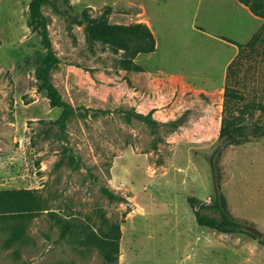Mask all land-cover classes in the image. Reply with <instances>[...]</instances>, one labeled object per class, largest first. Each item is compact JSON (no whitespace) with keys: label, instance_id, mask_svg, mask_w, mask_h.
<instances>
[{"label":"rangeland","instance_id":"1","mask_svg":"<svg viewBox=\"0 0 264 264\" xmlns=\"http://www.w3.org/2000/svg\"><path fill=\"white\" fill-rule=\"evenodd\" d=\"M29 1L0 0V190H38L48 210L10 247L13 218L0 217V264H104L80 241V227L60 240L48 212L95 232L104 219L119 223L117 264H264V236L252 232L264 233V135L224 147L219 139L226 64L233 47L249 41L231 1L167 0L152 20L156 51L134 59L139 72L124 70L123 52L89 39L69 14L83 21L84 11L96 18L108 9L110 23L130 24L141 0L45 5L60 60L51 80L76 109L64 130L55 123L62 109L50 106L35 78L45 50L29 26ZM127 10L130 18L121 16ZM242 63L243 104L257 105L244 115L264 129V52ZM151 110L157 126L130 116ZM217 186L244 231L196 223ZM103 187L123 200L110 201Z\"/></svg>","mask_w":264,"mask_h":264},{"label":"trees","instance_id":"2","mask_svg":"<svg viewBox=\"0 0 264 264\" xmlns=\"http://www.w3.org/2000/svg\"><path fill=\"white\" fill-rule=\"evenodd\" d=\"M247 6L250 11L261 18H264V0H237ZM45 5L57 10L55 0H30L29 1V26L40 36L41 45L45 50L38 67L35 71V78L38 82V89L44 91L51 107L61 108L60 117L56 120L61 130H64L66 120L72 116L76 109L64 101L59 90L51 80V71L58 65L59 58L55 53L48 32V24L42 8ZM110 10H105L99 17L92 18L87 11L82 12L83 21L77 16H70L76 22L85 23V33L89 39L109 45L114 50L123 52L121 67L124 70L139 72L142 67L134 62L139 54H149L156 49V40L149 26L143 22L130 24H112L108 21ZM238 53L226 67L223 87L222 118L219 139L221 147L227 145H241L250 142L252 138L264 135V129L255 126L247 121L246 113L251 114L256 109L255 102H247L244 93L240 91L241 72L243 70L242 59H254L264 52V22L245 44L238 45ZM248 62V61H247ZM243 104V106H240ZM258 107L264 111V101L259 102ZM153 110L147 114L132 111L130 116L157 126L158 122L153 117ZM212 166L215 162L212 159ZM102 192L110 201H122L123 198L103 187ZM193 204L198 200L189 198ZM48 210L38 190L18 189L0 190V217H11L13 221L8 225L9 237L5 242L6 247L14 243L24 242L26 223L32 220L41 212ZM52 219L60 225V240H64L75 234V228L80 227L77 235H82L80 241L97 249L104 264H117L119 257V241L121 238L120 225L117 222H108L104 219L98 232L91 230L87 225H76L66 221L55 212H48ZM196 223L200 227L209 228L220 233H239L244 231L245 224L234 219L226 209L225 198L216 187L215 195L209 203H203L195 212ZM253 232V231H252ZM264 240V238H263Z\"/></svg>","mask_w":264,"mask_h":264},{"label":"crops","instance_id":"3","mask_svg":"<svg viewBox=\"0 0 264 264\" xmlns=\"http://www.w3.org/2000/svg\"><path fill=\"white\" fill-rule=\"evenodd\" d=\"M122 3H124V6L127 5V3H129V5L133 4V2L131 0H121ZM142 3L139 6V8L136 10V14L138 15V19L136 20V22H143L145 24H147L149 26V28L151 29L154 38L156 40V36H155V31H154V27H153V23L152 20H154L156 17H159V11L163 10L164 8L166 9V6L168 4L167 0H141ZM230 6L231 8H233L238 14H241L242 16L245 17L246 20V24L247 27L246 29L243 27L241 28V33L242 31L245 32V35L250 39L253 34L260 28V26L263 24L264 22V18H261L259 16L254 15L250 9L245 6L244 4L240 3L237 0H230ZM115 1H113L112 3H114ZM149 3H153V7L150 5V7L147 6V4ZM115 10V9H114ZM127 13H122L121 16L123 17H131L130 15H132V13H130V10H127ZM115 13H113L114 15ZM198 29V28H197ZM230 36V35H227ZM230 40H238L237 37H229ZM248 39V40H249ZM247 42V41H246ZM157 43V41H156ZM157 46V44H156ZM239 48L237 46L233 47V53L231 55V57L229 58L227 65L230 63V61L235 57V55L238 53ZM156 51V49H155ZM154 51V52H155ZM152 52V53H154ZM149 53V54H152Z\"/></svg>","mask_w":264,"mask_h":264},{"label":"water","instance_id":"4","mask_svg":"<svg viewBox=\"0 0 264 264\" xmlns=\"http://www.w3.org/2000/svg\"><path fill=\"white\" fill-rule=\"evenodd\" d=\"M200 203H201V200L198 201V204H200ZM253 233L254 234H258V236L260 238L264 236V233L263 232H259V231L255 230V229L253 230Z\"/></svg>","mask_w":264,"mask_h":264}]
</instances>
